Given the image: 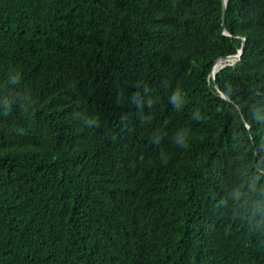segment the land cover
<instances>
[{
    "label": "trees",
    "instance_id": "16d2710c",
    "mask_svg": "<svg viewBox=\"0 0 264 264\" xmlns=\"http://www.w3.org/2000/svg\"><path fill=\"white\" fill-rule=\"evenodd\" d=\"M222 8L0 0V264H264V0Z\"/></svg>",
    "mask_w": 264,
    "mask_h": 264
},
{
    "label": "water",
    "instance_id": "95a60500",
    "mask_svg": "<svg viewBox=\"0 0 264 264\" xmlns=\"http://www.w3.org/2000/svg\"><path fill=\"white\" fill-rule=\"evenodd\" d=\"M226 2H227V0H222L223 8H222V12H221V26H223V14H224V7L226 5ZM243 44H244V39L242 38V43H241L240 49L236 52L235 55L226 56V57H223V58H217L213 62V65H212V67L210 69V72H209V78L212 81L214 80V76L216 74V73H214V74L211 73L212 72V68H214L216 65H218L219 66V70H220L221 68H223L225 66L234 65L236 62H238L239 61V58H240L241 51H242ZM215 89L218 91V89H217L216 86H215ZM219 94H220V96L223 99L228 100V98L226 96H224L221 93H219Z\"/></svg>",
    "mask_w": 264,
    "mask_h": 264
},
{
    "label": "bare ground",
    "instance_id": "6f19581e",
    "mask_svg": "<svg viewBox=\"0 0 264 264\" xmlns=\"http://www.w3.org/2000/svg\"><path fill=\"white\" fill-rule=\"evenodd\" d=\"M219 70V66L216 65L214 68H212V74L216 73Z\"/></svg>",
    "mask_w": 264,
    "mask_h": 264
}]
</instances>
